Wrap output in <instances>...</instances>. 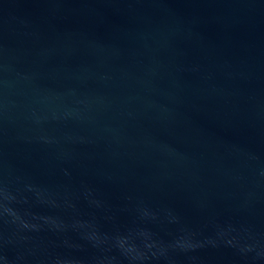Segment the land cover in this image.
I'll return each mask as SVG.
<instances>
[{"label":"water","instance_id":"95a60500","mask_svg":"<svg viewBox=\"0 0 264 264\" xmlns=\"http://www.w3.org/2000/svg\"><path fill=\"white\" fill-rule=\"evenodd\" d=\"M0 264H264V0H0Z\"/></svg>","mask_w":264,"mask_h":264}]
</instances>
